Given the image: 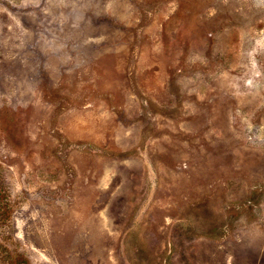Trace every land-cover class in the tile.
I'll return each mask as SVG.
<instances>
[{
  "label": "rangeland",
  "instance_id": "rangeland-1",
  "mask_svg": "<svg viewBox=\"0 0 264 264\" xmlns=\"http://www.w3.org/2000/svg\"><path fill=\"white\" fill-rule=\"evenodd\" d=\"M0 264H264V0H0Z\"/></svg>",
  "mask_w": 264,
  "mask_h": 264
}]
</instances>
